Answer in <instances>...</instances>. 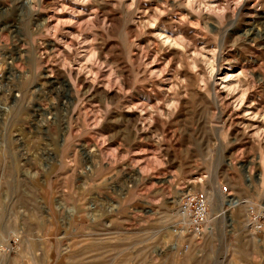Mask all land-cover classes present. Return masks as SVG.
Returning <instances> with one entry per match:
<instances>
[{
    "label": "rangeland",
    "instance_id": "1",
    "mask_svg": "<svg viewBox=\"0 0 264 264\" xmlns=\"http://www.w3.org/2000/svg\"><path fill=\"white\" fill-rule=\"evenodd\" d=\"M251 206L264 0H0V264H264Z\"/></svg>",
    "mask_w": 264,
    "mask_h": 264
},
{
    "label": "built area",
    "instance_id": "2",
    "mask_svg": "<svg viewBox=\"0 0 264 264\" xmlns=\"http://www.w3.org/2000/svg\"><path fill=\"white\" fill-rule=\"evenodd\" d=\"M223 193L229 194L227 186L223 187ZM178 214L184 220V224L174 226L173 232L179 235L187 231L196 239L203 236L207 230L210 214V202L207 194L202 190L184 192L179 201ZM248 216L250 229L264 232V207L251 206ZM188 246V244L185 245V247Z\"/></svg>",
    "mask_w": 264,
    "mask_h": 264
},
{
    "label": "bare ground",
    "instance_id": "3",
    "mask_svg": "<svg viewBox=\"0 0 264 264\" xmlns=\"http://www.w3.org/2000/svg\"><path fill=\"white\" fill-rule=\"evenodd\" d=\"M246 1H247V0H246ZM241 2H242V1H241ZM249 4H250V3H249ZM251 6H252V5H251ZM249 8H250V6H249ZM227 75H228V74H227ZM227 77L229 78V76H227ZM227 77H226V78H227ZM208 198H210V197H208ZM209 202H211V199H209ZM226 204H228V205H237V204H240V202H239L237 199H235V198H230ZM177 215H178V217H180L179 214H178V211H177Z\"/></svg>",
    "mask_w": 264,
    "mask_h": 264
},
{
    "label": "water",
    "instance_id": "4",
    "mask_svg": "<svg viewBox=\"0 0 264 264\" xmlns=\"http://www.w3.org/2000/svg\"><path fill=\"white\" fill-rule=\"evenodd\" d=\"M216 120H220V118H219V117H217V118H216Z\"/></svg>",
    "mask_w": 264,
    "mask_h": 264
}]
</instances>
